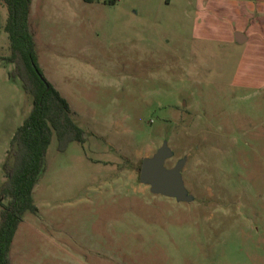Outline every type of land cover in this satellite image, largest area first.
I'll list each match as a JSON object with an SVG mask.
<instances>
[{"label": "rangeland", "instance_id": "374dc122", "mask_svg": "<svg viewBox=\"0 0 264 264\" xmlns=\"http://www.w3.org/2000/svg\"><path fill=\"white\" fill-rule=\"evenodd\" d=\"M109 1L32 0L39 64L87 141L53 135L12 264H264V0ZM7 15L0 0V188L33 107ZM165 141L191 201L140 180Z\"/></svg>", "mask_w": 264, "mask_h": 264}, {"label": "trees", "instance_id": "16d2710c", "mask_svg": "<svg viewBox=\"0 0 264 264\" xmlns=\"http://www.w3.org/2000/svg\"><path fill=\"white\" fill-rule=\"evenodd\" d=\"M1 1L8 8L5 24L11 42L8 60L15 64L10 76L19 77L25 91L33 97L30 113L12 137L9 150L12 163H5L7 181L0 188V264H12V242L25 213L39 211L33 192L44 171L53 135H57L62 151L74 141L85 144L87 137L85 129L73 119L68 100L45 77L39 64L29 24L32 0ZM4 197L9 199L7 203L2 201Z\"/></svg>", "mask_w": 264, "mask_h": 264}, {"label": "water", "instance_id": "95a60500", "mask_svg": "<svg viewBox=\"0 0 264 264\" xmlns=\"http://www.w3.org/2000/svg\"><path fill=\"white\" fill-rule=\"evenodd\" d=\"M173 154L174 151L165 141L153 156L143 158L140 180L149 184L153 193L174 197L179 201H191L193 195L189 193L182 174L187 158L180 159L173 167H167L166 161Z\"/></svg>", "mask_w": 264, "mask_h": 264}, {"label": "crops", "instance_id": "0c3cea01", "mask_svg": "<svg viewBox=\"0 0 264 264\" xmlns=\"http://www.w3.org/2000/svg\"><path fill=\"white\" fill-rule=\"evenodd\" d=\"M242 40H243V38L240 39V41H242ZM71 110H72V108H71ZM72 116H73V110H72ZM73 119L75 120V118H73ZM75 121H76V120H75ZM34 189H35V188H34ZM34 192H35V191H34ZM34 192H33V194H35ZM34 199H35V197H34Z\"/></svg>", "mask_w": 264, "mask_h": 264}]
</instances>
